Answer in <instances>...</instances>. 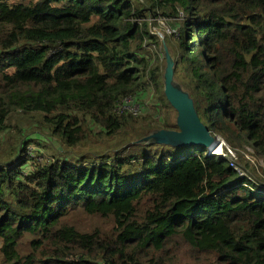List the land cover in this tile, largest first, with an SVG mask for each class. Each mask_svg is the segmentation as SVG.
I'll return each instance as SVG.
<instances>
[{"label":"trees","instance_id":"16d2710c","mask_svg":"<svg viewBox=\"0 0 264 264\" xmlns=\"http://www.w3.org/2000/svg\"><path fill=\"white\" fill-rule=\"evenodd\" d=\"M160 17L200 121L264 161V0H0V134L19 114L63 148L115 141L136 126L112 113L126 96L167 109L146 134L176 130L149 28ZM136 141L50 161L26 152L43 142H13L0 157V264H264L263 186L206 149L174 157Z\"/></svg>","mask_w":264,"mask_h":264},{"label":"rangeland","instance_id":"374dc122","mask_svg":"<svg viewBox=\"0 0 264 264\" xmlns=\"http://www.w3.org/2000/svg\"><path fill=\"white\" fill-rule=\"evenodd\" d=\"M156 22V27H151V31L154 34H158L163 32L165 29L168 31L169 27L167 25V21L165 18L160 17L158 19H154ZM167 27V28H166ZM174 30V29H173ZM173 32V31H171ZM162 34V33H161ZM163 37V36H162ZM151 55L154 54L156 51L152 48L150 50ZM146 55V54H145ZM157 55L159 58H161L162 53L157 51ZM156 55V56H157ZM147 56V55H146ZM162 62V61H161ZM165 65V64H164ZM153 94V89L149 87V89L146 90L147 97L149 98ZM150 104V102H149ZM159 113V118H154V113ZM167 109L163 106H160L157 110L151 109V112L147 114L144 117H140L139 119L135 120L134 126L131 122L129 125L126 126L125 129L121 130V134L117 135V138L115 141L111 139H100L99 141H95V143H89L86 147H76V148H63L61 147L57 141L51 138L49 133L47 131H43L39 128H37L34 122V119H31L32 117H24L19 114L14 115V118L12 120V129L9 130V132H4L0 134V157L5 158L6 152L9 150V147L13 142L21 141V143H27L31 140H39L43 142L45 145L44 148L37 146L35 143H30L28 145V148L32 149H38L41 150V159H45V161L53 160V159H71L76 158L77 156L87 154V153H94V152H107L110 153L113 152L112 149H115L117 146H121L125 143L127 139L130 140L131 143L136 141L138 138H140L142 135L146 134L147 130L152 127H156L158 124H161L165 117L167 116ZM143 118L149 119L148 121H142ZM176 113L175 111H169V119L171 122H175ZM150 121V122H149ZM152 122V123H151ZM125 137V138H124ZM225 144V142H224ZM158 146V145H157ZM35 147V148H34ZM135 148H129L128 151L133 150H145V146H134ZM147 147V146H146ZM162 148L164 151L170 153L174 157L179 156H190L192 154V150L187 148H171L167 146H163ZM148 148V147H147ZM151 150H155L158 148H155L153 146L150 148ZM106 150V151H105ZM249 157H252L255 159L254 164H252L246 156H244L242 153H238L236 158L234 159L235 164L245 173V175L253 180L257 181H264V177L262 175V171L264 170V161L261 158H258L254 150L250 147H247L245 150H243ZM103 152V153H104ZM161 151H158L160 153ZM213 152V151H211ZM157 153V152H156ZM218 152L216 154H219ZM58 154L60 155L58 157ZM214 154V155H216Z\"/></svg>","mask_w":264,"mask_h":264},{"label":"water","instance_id":"95a60500","mask_svg":"<svg viewBox=\"0 0 264 264\" xmlns=\"http://www.w3.org/2000/svg\"><path fill=\"white\" fill-rule=\"evenodd\" d=\"M162 44L165 65L162 74L163 95L176 113V130L153 129L136 144L162 145L171 148L200 147L208 150L217 138L200 121L189 93L174 77V60L169 53L165 40L158 36Z\"/></svg>","mask_w":264,"mask_h":264},{"label":"built area","instance_id":"2783aa9c","mask_svg":"<svg viewBox=\"0 0 264 264\" xmlns=\"http://www.w3.org/2000/svg\"><path fill=\"white\" fill-rule=\"evenodd\" d=\"M149 23H152V22L149 21ZM151 27H153V26L150 24L149 28L151 29ZM168 27H169L168 31L165 29L163 32H161L162 34L158 33L155 35L156 36H163V38L165 39V37H168V36L172 35V33H175V30H173L169 25H168ZM171 31H173V32H171ZM150 32L152 33L151 30H150ZM149 102H150L149 100L144 101V102H140V101H137L135 99V97H133V96H126V97L121 98L120 101L115 105V107L112 110V113L116 116L129 115V116L133 117L134 119H139L140 117H144L147 114H149L151 112V109H153V107L149 104ZM154 118L158 119L159 113L155 112ZM217 138H220V137H217ZM222 142H223L222 143L223 146L220 150L219 156L223 159H226L229 162L230 166L233 168V170L235 172L238 173L239 177L251 179V178L247 177L245 175V173L243 171H241V169L235 164L234 159L236 158L238 153H242L244 156H246V158H248V160L252 164H254L255 159H253L252 157H249V155H247L243 151L245 149H243V150L242 149H232L226 143L224 144V141H222ZM26 152H28V154H30V156H33V149L31 147L30 148L27 147ZM212 155L213 154L210 151H207V156H212ZM41 160H43V159H41V156H38L37 161H41ZM47 161H49V160H47ZM254 183H256L257 185L260 184L259 186H263V188H264V184L262 182L254 180Z\"/></svg>","mask_w":264,"mask_h":264},{"label":"bare ground","instance_id":"6f19581e","mask_svg":"<svg viewBox=\"0 0 264 264\" xmlns=\"http://www.w3.org/2000/svg\"><path fill=\"white\" fill-rule=\"evenodd\" d=\"M222 139L220 138H215L214 139V142L212 143V145L209 147L208 151H213L211 152L213 154V156H218L219 157V154H216L217 153V150L218 152H220L221 148H222ZM216 154V155H214Z\"/></svg>","mask_w":264,"mask_h":264},{"label":"clouds","instance_id":"9594fccd","mask_svg":"<svg viewBox=\"0 0 264 264\" xmlns=\"http://www.w3.org/2000/svg\"><path fill=\"white\" fill-rule=\"evenodd\" d=\"M216 137H217V136H216ZM222 141H224V140L222 139ZM207 151H208V150H206V156H207ZM212 156H213V155H212ZM219 157H220V156H219Z\"/></svg>","mask_w":264,"mask_h":264}]
</instances>
